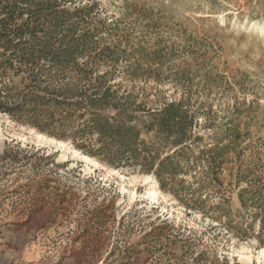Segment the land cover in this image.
<instances>
[{"label":"rangeland","instance_id":"374dc122","mask_svg":"<svg viewBox=\"0 0 264 264\" xmlns=\"http://www.w3.org/2000/svg\"><path fill=\"white\" fill-rule=\"evenodd\" d=\"M0 21L31 39L0 40V264H264V0H0Z\"/></svg>","mask_w":264,"mask_h":264},{"label":"trees","instance_id":"16d2710c","mask_svg":"<svg viewBox=\"0 0 264 264\" xmlns=\"http://www.w3.org/2000/svg\"><path fill=\"white\" fill-rule=\"evenodd\" d=\"M8 32H15L14 29H11L9 27V25H7L4 22L0 21V40L2 39V37H6L7 38V42L9 45H6L7 48H14V51L12 52V55L18 58H22L25 59V51H26V46L29 44L30 42V36L29 35H8ZM3 33V34H2ZM2 34V35H1ZM53 40V37L50 38V40L48 39H41V43H43V48H44V52L42 54V56L44 57H53L55 60L59 58V56L61 55V53L67 52L69 51L67 48H63V44H68L69 41H65L62 39H57L58 42H60L61 46H58L59 51L54 49V43H56L55 41H51ZM19 52H23L22 54H20ZM10 58L7 56V60L6 62H8ZM26 60V59H25ZM5 62V63H6ZM104 77V75H100L98 79H100ZM32 78L34 80L37 81L38 76L35 74L32 76ZM94 84V83H92ZM1 89V88H0ZM39 97H41L42 99H48L49 101H54V97H49L46 95H38ZM109 96L108 92H103V90L101 89L100 85L94 86L92 85L91 87H89V91L86 95L83 96V99H80V101L82 102H78L81 104H84L85 107L88 108L89 111H91V115H93L94 117V121H98L101 120L103 117V114L100 112H97L98 107H103L105 105L104 102H106L107 98ZM5 104V103H4ZM1 106V105H0ZM11 111V109H9ZM82 146H85L84 143H80Z\"/></svg>","mask_w":264,"mask_h":264},{"label":"bare ground","instance_id":"6f19581e","mask_svg":"<svg viewBox=\"0 0 264 264\" xmlns=\"http://www.w3.org/2000/svg\"><path fill=\"white\" fill-rule=\"evenodd\" d=\"M263 30H264V28H263ZM42 136L45 137L46 135L43 134ZM82 155L86 160L94 162V160L91 157H89L88 155H86V154H82ZM146 179H147L146 183L149 185V192H150L151 196L154 198L158 197L160 194V187L158 185V181L152 175L147 176Z\"/></svg>","mask_w":264,"mask_h":264}]
</instances>
